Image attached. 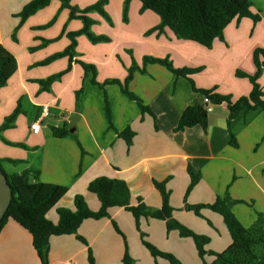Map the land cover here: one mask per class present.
Instances as JSON below:
<instances>
[{
    "label": "crops",
    "instance_id": "0c3cea01",
    "mask_svg": "<svg viewBox=\"0 0 264 264\" xmlns=\"http://www.w3.org/2000/svg\"><path fill=\"white\" fill-rule=\"evenodd\" d=\"M31 1L0 0V45L15 56L18 64L17 72L0 90V127L20 108L13 127L0 133V160L8 175L31 169L39 171L37 179L33 178L32 182L68 188L67 195L48 213L49 220L58 222L59 208L74 210V199L78 195L84 197L91 210L98 211L100 202L88 191V185L99 177L125 181L132 193L133 206H137L140 199L151 209L158 210L162 198L154 181L167 180L174 218L195 233L207 236L210 239L207 250L223 252L232 243L223 217L209 209L202 210L203 217H199L184 207V197L191 181L189 166L201 174L200 182L188 195L190 205L214 203L229 189L232 199L245 201V204L233 206V212L245 227L257 221L258 213L264 218L262 110H244L231 123L237 148L230 145L227 124L230 110L225 103L215 105L208 115L207 133L201 126L176 132L183 112L201 98L194 93L189 80L175 77L160 65L150 64L145 74L135 73L129 87L152 114L143 115L139 105L124 96L119 86L108 85L105 89L117 131L111 130L104 113L103 91L91 83V75L85 79L84 70L78 63L74 62L72 70L53 82L49 89H43L39 83L68 68V58L43 63L63 52L70 45L66 34L81 30L83 23L78 19L70 20L69 13L66 23L59 24L56 34H49L48 28H39L47 25L48 19L56 13L69 11L62 9L60 1L52 0L47 8L31 16L20 27L15 41L13 34L21 23L18 15ZM252 2V11L261 16V21L255 24L244 18L232 22L225 29L224 41L216 40L211 49L178 39L169 29L162 34H147L161 23V20L153 19V24L144 26L134 39L140 51L137 58L140 60H136L141 61L139 67L143 66V59L147 56L169 58L176 68H201L192 76L199 89L215 90L231 96L233 101L248 96L252 84L248 78L238 77L237 73L254 75V51L264 48V0ZM91 5L94 4H75L80 9ZM105 11L110 17V3L106 4ZM96 14L103 18L96 12L89 14L96 21L92 30L100 24L110 35L114 34L115 26L108 21L96 20ZM68 26L71 29L62 35ZM82 40L91 51L92 43L84 37ZM55 44L59 47L52 48ZM78 45L76 59L95 64L99 83L112 79L123 81L128 76L133 58L125 57L121 65L116 61L117 55L121 57V52H127V45L118 43L116 49L112 47L110 53L104 54L105 64L102 66ZM258 82L264 90V68ZM43 107L48 108L50 116L44 120L41 133L33 134L31 124L41 117ZM128 126L135 133L131 146L119 137ZM53 127L65 128L71 135L55 138ZM11 143L24 144L25 148ZM110 215L111 218L83 222L79 235L88 246L75 235L52 237L49 264H88L89 248L97 264H123L125 241L113 222L126 236L134 264H170L165 259L152 257L141 241V233L130 212L113 208ZM140 228L148 242L173 254L182 264H203L193 239L181 237L178 231L168 232L164 221L142 218ZM205 261L212 264L215 257L207 255ZM0 264H42L33 246L32 235L13 220H9L0 233Z\"/></svg>",
    "mask_w": 264,
    "mask_h": 264
},
{
    "label": "trees",
    "instance_id": "16d2710c",
    "mask_svg": "<svg viewBox=\"0 0 264 264\" xmlns=\"http://www.w3.org/2000/svg\"><path fill=\"white\" fill-rule=\"evenodd\" d=\"M52 0H32L28 3L19 17L21 19L20 26L15 30L13 39L17 41V33L20 27L33 15L40 10L47 8ZM62 9H68L70 12V20L78 19L82 21L83 28L77 32L66 34V27L62 35H67L70 39V45L60 53L48 58L43 64H49L61 58H68V68L50 77L47 80H41L39 83L43 89H49L51 84L59 80L72 70L74 62L78 63L84 70L85 79L91 75V83L101 89L104 94V113L107 119L108 128L117 131L113 122L111 104L106 92V86L117 85L121 92L129 100L135 101L142 114H152L150 108L145 105L142 99L130 90V82L134 78L136 72L145 74L148 65H160L166 68L175 77H183L190 81L192 89L197 97L201 98V102L193 106H189L183 112L176 132L185 131L187 128L201 126L205 133L209 128V114L204 105V99L208 97L215 105L227 104L230 115L228 118V130L231 135L230 145L237 148L238 144L234 134L231 131V123L242 111L262 110L264 112V90L259 84V78L264 68V48H258L254 51V63L256 73L247 75L237 73L238 77L248 78L252 84V91L246 97H241L237 101H233L229 95L217 93L215 90L199 89L196 87L192 76L201 71V68H176L169 58L144 57L143 66L139 67L133 63L129 69L128 76L125 80H107L104 83L97 81V68L93 64L77 60V41L79 36H87L93 43L109 41L107 37L96 36L92 33V26L96 23L89 14L96 12L112 24L111 18L105 11L108 0H100L94 5L85 9H80L71 4L72 0H59ZM132 0H126L124 12L128 10V5ZM141 5V12L150 11L159 16L161 23L158 27L148 32H158L162 34L166 29L171 30L174 35L181 40L195 42L207 49H211L216 40L224 41L225 29L234 21L240 22L244 18L251 19L255 24L261 21V16L252 11V0H138ZM53 21L44 25L42 29L48 28ZM50 41H47V43ZM18 64L15 56L5 47L0 45V90L7 86L9 80L17 72ZM80 94V93H79ZM78 96V95H77ZM20 108L18 107L13 114L5 119L4 124L0 127V133L13 127ZM52 134L55 138H66L70 136V132L65 129L52 128ZM119 137L124 139L128 146L133 144L135 133L128 126L124 131L119 133ZM9 144V143H8ZM13 146L25 148L24 144L17 143ZM14 162V161H12ZM1 164V160H0ZM2 166V165H1ZM3 169V168H2ZM5 173V171L3 170ZM190 175V185L184 197V207L186 210L195 213L199 217H203L202 210L209 209L224 219L225 225L230 233L232 243L223 252H215L207 250L206 247L210 243L207 236L195 233L193 230L183 225L173 216L174 209L170 204L171 192L167 189V180L158 182L154 181L155 188L159 191L162 198V206L160 209H151L142 200L139 204L133 206L132 193L128 184L120 179H112L108 177H99L88 185V191L97 196L100 202V209L93 211L86 203L83 196H76L74 199L75 209H57L59 220L53 223L48 219V213L54 209L62 198L68 193V188L40 182H32L33 178L38 177L39 171L28 169L22 174L8 175V183L11 188V201L8 209L0 221V233L9 220H13L26 229L33 238V246L41 260L42 264H49L50 240L52 237L75 235L79 241L88 246V242L79 235V229L84 221L89 219L100 220L111 218L110 210L113 208H124L130 212L136 223L137 230L141 233V241L147 248L153 258L156 260L162 258L170 264H182L173 254L163 252L156 246L146 240V236L142 233L140 222L142 218H151L162 220L166 223L168 232L178 231L181 237L193 239L198 254L203 264L205 256L215 257L212 264H264V218L263 214L258 213L257 221L250 227H245L233 212V206L245 201L234 200L231 198L229 189L226 194L218 196L214 203L190 205L187 202L188 195L201 180V174L192 166L188 167ZM211 224V223H210ZM113 225L116 231L123 236L125 241V254L123 264H134L135 261L131 257L126 236L121 232L115 222ZM88 264H97L93 251L88 250Z\"/></svg>",
    "mask_w": 264,
    "mask_h": 264
},
{
    "label": "rangeland",
    "instance_id": "374dc122",
    "mask_svg": "<svg viewBox=\"0 0 264 264\" xmlns=\"http://www.w3.org/2000/svg\"><path fill=\"white\" fill-rule=\"evenodd\" d=\"M99 1L100 0H73L71 1V4L73 6H75V4H87V3L96 4ZM125 2L126 0L125 1L109 0L108 2L110 3L109 14H110V18L112 21V24L110 25L115 26L114 34L110 35L108 33L109 31H107L108 29L105 26H101L100 24H98L97 28H95L94 30L91 29L94 35L107 37L109 41L93 43L87 38V36H84V35L76 38V41L79 44L78 48L80 47V50L85 52V54L93 55L94 56L93 58H95L96 63L98 65L102 66L103 64H105L104 54L110 53V50L112 49V47L113 49L114 48L116 49L118 46V43L128 46L127 52L120 53L121 57L120 55H117L116 61L118 62V64L119 65L123 64L125 57L129 56L133 58V63H136L138 65V62H141V61L137 62L136 60H140V59H137L139 57L140 51H139L138 45H136V43L134 42V39L137 38V36L139 35V32L143 30L142 28L144 26L153 24L152 23L153 19L161 20L156 14L152 12H141V3L138 0L130 1L128 5V10L124 12ZM69 13H70L69 11L64 10L62 14L56 13L54 17H52V19H48V23L53 21V24L48 27L49 34H56L57 28H59V24L61 22L66 23L67 21L66 15H68ZM144 15H150V16H144ZM97 19L100 22L103 21L101 23H106L107 21L105 20V18L103 19L98 15L96 16V20ZM104 25H107V24H104ZM70 29H71L70 26L66 27V30L69 31ZM82 37H84V39H86L88 43L90 44L92 43L93 49L91 51L89 49V46L84 43V40H82ZM64 41H67V40H64ZM57 47L59 46L55 44L53 45L52 48H57ZM103 71L105 72V70ZM28 115H31V113H28Z\"/></svg>",
    "mask_w": 264,
    "mask_h": 264
},
{
    "label": "water",
    "instance_id": "95a60500",
    "mask_svg": "<svg viewBox=\"0 0 264 264\" xmlns=\"http://www.w3.org/2000/svg\"><path fill=\"white\" fill-rule=\"evenodd\" d=\"M199 102H201V99H199ZM10 201H11V188L8 183L7 176L3 172L2 166L0 164V221L5 215L8 206L10 204Z\"/></svg>",
    "mask_w": 264,
    "mask_h": 264
},
{
    "label": "built area",
    "instance_id": "2783aa9c",
    "mask_svg": "<svg viewBox=\"0 0 264 264\" xmlns=\"http://www.w3.org/2000/svg\"><path fill=\"white\" fill-rule=\"evenodd\" d=\"M204 105H205V109L208 114H210L215 107V104L208 97L204 99ZM49 116L50 114H49L48 108L43 107L41 117L37 121H35L33 124H31V127H30L31 132L33 134L41 133L44 120L47 119Z\"/></svg>",
    "mask_w": 264,
    "mask_h": 264
}]
</instances>
